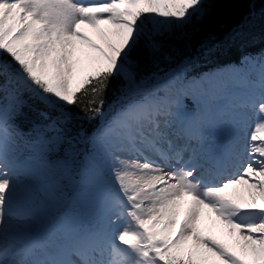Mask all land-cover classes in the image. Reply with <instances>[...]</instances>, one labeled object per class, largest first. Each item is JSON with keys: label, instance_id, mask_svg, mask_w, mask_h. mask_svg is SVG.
I'll return each mask as SVG.
<instances>
[{"label": "snow or ice", "instance_id": "snow-or-ice-1", "mask_svg": "<svg viewBox=\"0 0 264 264\" xmlns=\"http://www.w3.org/2000/svg\"><path fill=\"white\" fill-rule=\"evenodd\" d=\"M203 15L204 0H0V51L15 64L0 60V264H264V56L252 82L260 91L209 92L225 101L214 114L207 104L183 106L188 86L179 70L138 72L141 54L188 37L187 26ZM249 62L256 61H242ZM113 79L123 83L106 101ZM29 101L43 108L25 130L16 118L34 107ZM73 106L100 119L79 172L77 138L66 127ZM246 111L254 119L242 150L236 137L215 174L198 173L205 125H242ZM61 145L64 156L53 159ZM233 155L240 170L227 173L221 161ZM66 181L85 185L75 195L86 208L98 206L102 223L80 229L67 213L51 215L67 199ZM237 185L246 197L229 191ZM201 207L227 226L239 252L201 233ZM12 218L51 224L32 235L14 229Z\"/></svg>", "mask_w": 264, "mask_h": 264}, {"label": "trees", "instance_id": "trees-1", "mask_svg": "<svg viewBox=\"0 0 264 264\" xmlns=\"http://www.w3.org/2000/svg\"><path fill=\"white\" fill-rule=\"evenodd\" d=\"M186 31L188 37L165 41L164 47L154 55L141 54L138 72L151 74L157 71L158 65L161 75L179 70L184 80L193 81L215 69L242 64L245 57H261L264 54V0H204V15L194 19ZM0 60L14 64L3 51H0ZM121 83L119 79L110 82L105 92L106 101L114 99ZM29 104L34 107H24L22 115L16 118V123L25 130L33 120L40 119L35 109L43 108L33 101ZM49 111L53 116L57 114ZM67 111L72 115L66 126L68 134L81 139L76 143L74 157V168L79 172L83 154L93 151L89 138L99 128L100 119L89 120L78 106L69 107ZM66 147L61 145L52 158L64 156Z\"/></svg>", "mask_w": 264, "mask_h": 264}, {"label": "rangeland", "instance_id": "rangeland-1", "mask_svg": "<svg viewBox=\"0 0 264 264\" xmlns=\"http://www.w3.org/2000/svg\"><path fill=\"white\" fill-rule=\"evenodd\" d=\"M88 35L91 36L94 40L99 41V38L94 37L93 34L90 33ZM262 56L264 55H261V57ZM258 58H254L256 62L242 63L240 66L243 69L241 67H234L229 72H223V71L217 72L216 71L212 75L201 76L195 81L193 79L192 82L184 80L188 87H187V94L184 97H182L183 106L185 107V105L188 106V104H191L192 106L197 107V106L207 104L208 107L211 109V113L214 114L217 111L218 106L223 105L225 101L224 100L213 101L210 99L208 93L212 91H215L217 95H227L228 92L235 93V94L246 93L244 91L246 87V81L243 79L244 77L246 76L250 77V75H252L253 77L257 79L256 82L259 81L260 67H259ZM237 74H240V76H237ZM82 75L83 73H79L75 77L73 86H75L80 76ZM225 85H227V90H225ZM259 91H260L259 87L254 86L251 90V93H258ZM237 119H241V117L238 116ZM253 119H254L253 113L251 111H246V118H244V123L242 125L237 126V125L222 123V122H212V123H208L205 125L204 133H207L206 135L209 138V140H212L216 144H222L221 141L217 139H221L224 141L232 140L233 142V140L236 137H239V143H237L236 145L237 147H239V149H241L246 143L244 127L247 126L250 128L252 125ZM77 141L79 142L81 141V139L77 138ZM225 148L228 149L227 146ZM196 160L197 158L195 159V162ZM65 183L68 184L67 188L69 187L75 188L77 185V184L75 185L69 184L67 181ZM84 189H85V185L79 184V187L73 190L71 195L67 196V199L65 201V205L67 204L71 206L72 209H74V206L72 205L79 206L78 207L79 209H77L76 214H72L71 212L67 213L68 215H67L66 220H67V223L73 225L74 227H78L80 229L85 228L84 223L82 221L83 217L87 218V221L92 222L93 224L95 222H98V224H100V221L103 222L102 213L100 212L98 206L86 208L84 204V198L76 197L75 194L77 192L83 191ZM89 191H91V189H89ZM229 191L233 193L234 195H237L234 189H230ZM245 193H246L245 196H247V192ZM63 208H61L60 211ZM54 211L55 210H53V212ZM55 214H56L55 212L51 213V215L54 218L58 217ZM8 223L11 226H13L14 229H18L21 233H23L22 231L24 230H30L32 233H35L38 231H43L45 228L49 227L51 224V221L42 220L40 218L28 219V220L12 218L8 220ZM222 224L224 223L222 222ZM222 228H225V230H220L219 227H214V228H211L209 231L204 227L202 228L200 227L201 233L203 235L211 236L217 240H220L221 242L228 244L229 246L233 247L236 251L239 252L240 248H239V245L236 243L235 237L226 235L228 233L227 226L223 225ZM224 231H227V232H224ZM37 255H39L38 251H37ZM25 258H26L25 254H22L16 259L19 260V259H25ZM27 258L30 259L31 257L29 256ZM105 258H107V252H106Z\"/></svg>", "mask_w": 264, "mask_h": 264}, {"label": "bare ground", "instance_id": "bare-ground-1", "mask_svg": "<svg viewBox=\"0 0 264 264\" xmlns=\"http://www.w3.org/2000/svg\"><path fill=\"white\" fill-rule=\"evenodd\" d=\"M85 31L87 32V34H93L94 37L96 38H99L97 35H96V32L94 29L92 28H85ZM207 133H204V148H205V151L202 152L203 154H210V151L212 150L211 148V145L214 146V150L217 149V145L216 143H214L213 141L209 140V138L207 137L206 135ZM188 156H186L185 159H187ZM167 170V169H165ZM235 192L237 193V195L240 194V196H243V197H246V191H245V186L243 185H237L235 186L234 188ZM226 226L225 224H222V222L217 218L216 214L211 212L209 209L207 208H203L201 207V215L199 217V226L202 228H206L207 230L210 231L211 228H214V227H219L220 230H225V228H222V226ZM224 232H227V231H224ZM226 235H229V233H227Z\"/></svg>", "mask_w": 264, "mask_h": 264}]
</instances>
